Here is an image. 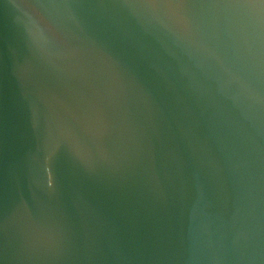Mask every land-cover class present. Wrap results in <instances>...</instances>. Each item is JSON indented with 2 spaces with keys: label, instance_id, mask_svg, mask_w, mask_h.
<instances>
[{
  "label": "water",
  "instance_id": "1",
  "mask_svg": "<svg viewBox=\"0 0 264 264\" xmlns=\"http://www.w3.org/2000/svg\"><path fill=\"white\" fill-rule=\"evenodd\" d=\"M0 264H264V0H0Z\"/></svg>",
  "mask_w": 264,
  "mask_h": 264
}]
</instances>
